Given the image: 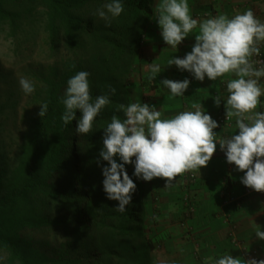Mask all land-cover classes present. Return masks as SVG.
I'll return each mask as SVG.
<instances>
[{
    "label": "rangeland",
    "instance_id": "374dc122",
    "mask_svg": "<svg viewBox=\"0 0 264 264\" xmlns=\"http://www.w3.org/2000/svg\"><path fill=\"white\" fill-rule=\"evenodd\" d=\"M134 1L121 0L123 13L131 16L132 23L137 12ZM154 1L157 5L159 0ZM108 2L110 0L79 1L72 14L85 25H75L69 33V28L58 23L59 36L52 43L48 9L42 0H0L2 9L15 15L14 20L0 18V101L5 100L14 106L6 112L4 131L6 148L10 153L16 150L24 133L34 132V122L41 111L40 104L46 99L49 82L59 79L72 65L90 74L91 96L94 92L102 95L101 88L95 86L98 76L93 75H105L101 69L111 55L109 39L122 36V31L116 26L120 16L111 19L108 25L94 15ZM87 24H90L89 30ZM153 24L151 20L150 28ZM146 29L148 27L144 25L143 30ZM130 32L127 30L126 34ZM122 58L119 62L121 72L117 73L119 77H112L115 79L111 82L113 86L122 81L133 83L135 75H138L137 66L132 63L125 65L127 56ZM21 77L34 84V93L25 95L22 92L19 85ZM120 117L125 118L124 113ZM110 121L111 118L104 124L95 120L88 134L78 135L71 127L64 133L69 162L65 169L56 172L55 182L59 192L67 195L58 211L62 220L68 222L54 228L24 230V238L42 252L68 259L70 264H189L187 260L197 256L192 250V246L197 244L196 237L187 225L197 208V198L188 194L189 186L184 183V176L182 182H174L170 189L165 188L164 179L144 181L139 178V196L132 198L127 205L145 212L144 224L136 231V226H127L122 221L121 212L116 211L119 202L107 198L102 168L109 165L99 153L103 148L104 128ZM71 137L80 160L79 168L74 166L72 159ZM115 159L122 163L118 156ZM125 169L129 174L134 170V163L126 164ZM180 191L187 193L183 195ZM86 193L88 207L82 211L79 198ZM0 264L20 263L11 261L9 252L0 250Z\"/></svg>",
    "mask_w": 264,
    "mask_h": 264
},
{
    "label": "clouds",
    "instance_id": "9594fccd",
    "mask_svg": "<svg viewBox=\"0 0 264 264\" xmlns=\"http://www.w3.org/2000/svg\"><path fill=\"white\" fill-rule=\"evenodd\" d=\"M123 11L121 0H110L94 15L110 25L111 19L119 17ZM155 15L163 40L173 49L194 29H199L192 50L183 58L169 59L167 65L188 71L201 82L206 77L211 81L229 77L226 98L217 94L214 100L217 107L225 101L226 120H235L238 134L219 137L214 131L219 124L197 102L191 104V110L180 111L170 118H162V109L157 110L148 103L121 104L119 111L125 118L112 116L104 128L103 148L99 153L109 165L102 168L107 198L119 202L115 208L118 212L126 211L131 203L137 186L125 169L126 164L134 163L136 177L144 181L164 179L165 188L170 189L177 177L201 173V168L207 167L216 152L217 143L225 152L227 162L245 173L241 182L256 192H264V111L256 110L264 96L260 83L264 77V61L253 59L260 56L261 45H264V21L258 19L252 9L231 18L219 14L197 20L191 15L188 0H159ZM160 71L159 64H150V82ZM89 75L87 71H79L69 78L61 99L64 105L61 121L65 126L77 119V110L82 113L75 129L78 135L90 133L96 117L110 103L107 93L93 100ZM161 84L172 97H180L189 88L190 80L164 79ZM19 85L25 95L35 91L34 84L25 77L19 79ZM109 90L112 94L116 92L111 86ZM40 106L38 115L44 118L48 104L44 102ZM117 156L122 163H117ZM256 237L264 240V231L257 228ZM215 264H264V259L242 261L225 254L216 259Z\"/></svg>",
    "mask_w": 264,
    "mask_h": 264
},
{
    "label": "trees",
    "instance_id": "16d2710c",
    "mask_svg": "<svg viewBox=\"0 0 264 264\" xmlns=\"http://www.w3.org/2000/svg\"><path fill=\"white\" fill-rule=\"evenodd\" d=\"M42 1L48 9L49 32L52 43L59 36L60 27H58V23L69 28V33L72 32L71 27L85 25L80 20H76L72 11L78 6L79 1L86 2L87 0ZM154 3V0H135L133 4L137 12L134 23H132L131 16L125 13H122L119 21L116 22V26L122 31V36L109 39L110 44H112L111 55L105 61L106 66L104 65L101 69L104 70L105 75L103 77L93 75L98 76V79L94 77L96 79L95 86L101 88V94L107 93L110 99L109 105L96 117L95 120L98 122L105 124V121L112 118V115L121 116L123 112L119 111V106L133 102L132 83L128 84L126 81H122V83L118 82L113 86L111 82H115V79L112 77H119L117 73L121 72L119 68L124 56H127L125 65L130 66V63L134 66L140 65L145 33L149 32L150 21L157 20L153 7ZM157 5L155 3V7ZM208 12L211 13L210 10ZM0 18L14 20L15 15L5 11L0 5ZM144 25L148 27L147 31L143 30ZM89 29L90 24H87V30ZM127 30H131V32L126 34ZM261 49L263 51L264 45ZM111 57L114 60L112 62ZM79 71L82 70H79L76 65H72L59 79L54 78L53 81L49 82L44 101L48 104L47 114L44 118L38 116L34 122V132L24 133L16 150L14 149L11 153L6 148L4 131L6 112L13 109L14 106L5 100L0 101V250L9 252L11 261H17L20 264H70L68 259L62 258V256H51L42 252L32 242L24 238L23 231L34 228L59 227L66 221L62 220L63 217L59 215L58 209L60 204L66 200L65 196L67 195H64V192H59L60 189L55 182V174L58 170L65 169L69 162V157L65 151L64 133L70 127L75 131L82 113L77 110V119L65 126L61 121L64 111L61 99L67 87L68 79ZM142 79L141 85L149 84L146 76H143ZM109 86L116 89L115 94L110 92ZM97 95L98 93L94 92L93 99ZM105 114L107 115L106 118ZM69 139L71 141L70 148H74V138ZM74 149H71V152H74L72 159L74 166L79 168L80 160L77 158V149ZM129 176L137 186L132 198H137L139 196V178L134 175V170L129 172ZM79 199L84 201H79L82 205L81 210H86L88 194L86 193ZM120 216L127 226H136V231L142 228L144 224L145 212L126 206V211L121 212ZM81 218L83 219L82 216ZM74 220L77 218L74 217ZM77 223H79L78 220ZM127 232L133 231L127 230Z\"/></svg>",
    "mask_w": 264,
    "mask_h": 264
},
{
    "label": "crops",
    "instance_id": "0c3cea01",
    "mask_svg": "<svg viewBox=\"0 0 264 264\" xmlns=\"http://www.w3.org/2000/svg\"><path fill=\"white\" fill-rule=\"evenodd\" d=\"M188 3L192 17L197 20L219 14H227L231 18L236 13L252 9L256 17L264 21V0H188ZM198 31V28L194 29L173 49L163 40L158 21H154L142 44L140 65L136 68L139 73L131 84L133 102L148 103L157 110L162 109V118H170L180 111L191 110L193 102L203 105L205 112L215 121L219 114L226 112L225 101L222 100L217 107L214 97L219 94L222 99L226 98V80L229 77L216 81L206 77L201 82L190 72L181 71L175 65H167L169 59L183 58L192 50ZM151 63L159 64L161 71L150 82L148 77ZM143 76H146L149 83L146 86L140 82ZM164 79H188L190 85L184 96L172 97L169 90L161 84ZM260 83L264 87V77L260 79ZM198 89L202 90L197 92ZM256 110L264 111V96ZM214 131L221 138L238 134L235 120ZM244 174L234 164L227 162L225 152L217 143L216 152L207 167L201 168V173H195L194 179L184 175V183L189 186L188 194L197 198V208L187 223L191 227L192 235L196 237L197 244L192 246V250L194 249L197 256L196 259L190 257L187 260L189 264H204L206 259L207 264H215V260L225 254L242 261L255 257L257 260L264 259V240L256 237L257 228L264 231V192L246 193L245 185L241 182ZM176 182H182V177H177ZM184 193L187 191L181 192L183 195Z\"/></svg>",
    "mask_w": 264,
    "mask_h": 264
},
{
    "label": "built area",
    "instance_id": "2783aa9c",
    "mask_svg": "<svg viewBox=\"0 0 264 264\" xmlns=\"http://www.w3.org/2000/svg\"><path fill=\"white\" fill-rule=\"evenodd\" d=\"M261 48H262V45H261ZM254 60H260V61H264V52L262 51L261 49V54L259 57H253ZM259 66V65H257ZM217 123L219 124V126H223L225 124H228V123H231V122H227L226 120V115L225 113H221L217 116V119H216ZM187 175L189 176L190 179H194L195 178V174H192V173H187ZM254 190L253 189H250L248 188L247 186H245V192L246 193H252ZM254 259H257L256 257Z\"/></svg>",
    "mask_w": 264,
    "mask_h": 264
}]
</instances>
